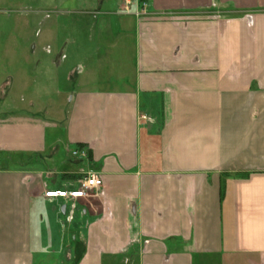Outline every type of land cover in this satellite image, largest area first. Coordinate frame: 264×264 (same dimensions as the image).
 <instances>
[{
  "label": "crops",
  "instance_id": "0c3cea01",
  "mask_svg": "<svg viewBox=\"0 0 264 264\" xmlns=\"http://www.w3.org/2000/svg\"><path fill=\"white\" fill-rule=\"evenodd\" d=\"M138 1L70 0L108 36L57 110L0 117V264H264V0ZM61 148L67 188L102 178L71 219Z\"/></svg>",
  "mask_w": 264,
  "mask_h": 264
},
{
  "label": "rangeland",
  "instance_id": "374dc122",
  "mask_svg": "<svg viewBox=\"0 0 264 264\" xmlns=\"http://www.w3.org/2000/svg\"><path fill=\"white\" fill-rule=\"evenodd\" d=\"M51 1L0 0V12H3L0 13V97L7 93L4 99L0 98V117L18 116L26 110L41 111L46 105H53L57 110L58 104L64 103V95L57 96L55 93L60 91L63 94L70 87L66 83L67 72L72 68L76 71L80 67L78 63H82L89 52L103 42L100 40L108 36L103 31L105 21L99 16L97 8L94 9V6L97 7L95 4L89 5L95 12L87 17L72 12L89 9L87 5L70 0L64 2V6H61L64 4L61 0L51 5ZM142 2L146 3L138 1L137 13L142 11ZM146 8L147 4L144 11ZM42 9L49 12L41 13ZM46 47L50 48V54L46 53ZM6 79L11 82L5 83ZM40 163L45 171H56V188L63 183V190L70 189L66 186L72 181L64 180L57 170L59 165L71 164L63 148ZM85 174L86 171L81 172L78 179ZM64 202L62 211L67 219L73 214L77 200ZM66 209L70 211L68 215Z\"/></svg>",
  "mask_w": 264,
  "mask_h": 264
},
{
  "label": "built area",
  "instance_id": "2783aa9c",
  "mask_svg": "<svg viewBox=\"0 0 264 264\" xmlns=\"http://www.w3.org/2000/svg\"><path fill=\"white\" fill-rule=\"evenodd\" d=\"M141 1V0H139ZM131 4V0H126L125 9L127 10L129 5ZM141 8L142 11L137 13V15H141L144 12V8L146 3L142 2ZM72 156L79 159L87 158V150L83 148H77L71 151ZM102 186V178L99 173L96 172H86V174L77 181V187L68 190L67 193H53V191L58 190H48L44 193V197L48 199L59 198L64 200H78L80 198H90L96 196L98 189ZM64 191V190H63ZM64 195V196H61ZM65 197V198H60ZM68 219H71V214Z\"/></svg>",
  "mask_w": 264,
  "mask_h": 264
},
{
  "label": "bare ground",
  "instance_id": "6f19581e",
  "mask_svg": "<svg viewBox=\"0 0 264 264\" xmlns=\"http://www.w3.org/2000/svg\"><path fill=\"white\" fill-rule=\"evenodd\" d=\"M68 191L66 192H53V193H67ZM61 196H64V195H61ZM60 198H65V197H60Z\"/></svg>",
  "mask_w": 264,
  "mask_h": 264
},
{
  "label": "trees",
  "instance_id": "16d2710c",
  "mask_svg": "<svg viewBox=\"0 0 264 264\" xmlns=\"http://www.w3.org/2000/svg\"><path fill=\"white\" fill-rule=\"evenodd\" d=\"M79 148H82V147H79ZM76 186H74L73 188H75Z\"/></svg>",
  "mask_w": 264,
  "mask_h": 264
}]
</instances>
